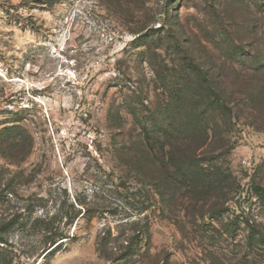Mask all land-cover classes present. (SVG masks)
I'll return each instance as SVG.
<instances>
[{
  "label": "rangeland",
  "instance_id": "rangeland-1",
  "mask_svg": "<svg viewBox=\"0 0 264 264\" xmlns=\"http://www.w3.org/2000/svg\"><path fill=\"white\" fill-rule=\"evenodd\" d=\"M36 1L0 0L10 12L0 13V177L15 193L0 216L9 208L19 218L0 244V264H126L107 256L121 253L124 229L138 218L126 192H153L132 181L118 187L119 151L135 134L129 112L218 120L216 109L205 113L200 98L190 99L194 72L234 94V120L219 123L226 146L211 155L235 182L199 217H186L181 192L173 212L155 216L152 207L151 236L128 264H264V240L251 243L247 226L264 232V201L254 191L264 188V0ZM15 121L26 133L1 134ZM75 203L90 210L70 228L78 238L44 259L35 220ZM108 229L118 240L106 254L100 237Z\"/></svg>",
  "mask_w": 264,
  "mask_h": 264
},
{
  "label": "trees",
  "instance_id": "trees-1",
  "mask_svg": "<svg viewBox=\"0 0 264 264\" xmlns=\"http://www.w3.org/2000/svg\"><path fill=\"white\" fill-rule=\"evenodd\" d=\"M36 2L38 4H50L52 0H37ZM5 9V3H2L0 13L10 15V12L5 11ZM204 74L202 72L193 73L188 84L189 87L187 86L189 90L193 91L190 99L200 98V101L206 105L205 113L210 109H216L221 115L218 120L212 114H208L206 117L196 113L188 114L189 119L186 120L173 117L166 112L162 113V117L155 114L152 116L137 114L135 108H133L135 113L129 112L133 118L131 126L134 127L132 129L135 134L130 136V139L119 151L123 158L120 159V162L125 169L122 170L123 174L120 177L122 181L124 180L123 184L118 187L123 188L125 184L132 181L142 186L152 187L153 192L144 196L138 195L137 192L133 195L126 192L124 199L128 205L133 207L138 218L126 225L128 229L120 226L124 230H130V233L128 236L124 237L123 234L121 237V253L119 255L110 253L111 255H107L108 257H117L115 260H122L128 264L138 256L141 251L138 241L142 242L151 236L152 216L148 211L156 206L155 210L158 213L155 210L152 212L155 216H165V214L173 212L177 192H181L183 200L186 197L185 202H183L186 217L192 216L194 218L202 216L203 208L207 206L214 194L223 193L230 182H235L232 175L227 171L223 172V168L218 165L219 162L211 155L216 151H223L226 146L227 137L220 131L222 127L219 123L226 128L234 120L232 108L234 94L227 85L217 82L215 78H208ZM195 77L205 79L203 81L205 85H199V89L198 87L195 88ZM258 95L262 97L263 94L259 93ZM183 100L185 101L186 98ZM186 102L187 100L185 102L177 101L176 107H180L181 103L186 104ZM246 102L248 103V101ZM192 108L197 107L193 106ZM177 110L178 108L174 109V111ZM148 126H151L152 130L146 129ZM138 127L141 128L140 132L136 130ZM24 129V124L15 121L11 127L2 130L1 134L19 130L26 133ZM29 146L30 149L34 148V140L30 136ZM125 151H130L132 154H126ZM3 155L5 156L6 153L3 152ZM4 178L0 177V204L5 202L7 194L14 193L9 189L11 186L9 183L7 186L2 183ZM127 191L129 190L127 189ZM254 191L258 198L264 201V188L254 185ZM75 204L66 211H60L56 214L47 213L35 220L42 224L41 233L45 238L43 244L44 259L62 248L66 243L73 242L78 238L70 233V228L80 215L84 212L86 215L90 213V210L78 208L77 203ZM159 205L160 208L157 207ZM4 210L5 213L0 216V244L7 245L5 236L18 223L19 218L17 215L9 214V208ZM232 226L239 225L230 223L229 227ZM247 226L251 243H261L264 240V232L259 230L262 225L256 223L250 225L248 221ZM227 227L225 225V228ZM229 233H233L232 229ZM117 240V237H112L111 229H108L100 237V248L108 254L105 247L108 244L116 243ZM0 248L3 247L0 246Z\"/></svg>",
  "mask_w": 264,
  "mask_h": 264
}]
</instances>
